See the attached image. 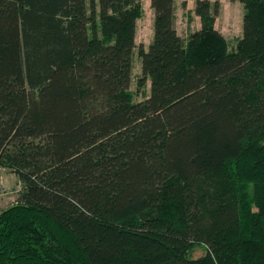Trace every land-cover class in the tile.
Segmentation results:
<instances>
[{"label":"trees","instance_id":"1","mask_svg":"<svg viewBox=\"0 0 264 264\" xmlns=\"http://www.w3.org/2000/svg\"><path fill=\"white\" fill-rule=\"evenodd\" d=\"M143 1L0 0V264H264V0L231 50L217 0L137 44Z\"/></svg>","mask_w":264,"mask_h":264},{"label":"rangeland","instance_id":"2","mask_svg":"<svg viewBox=\"0 0 264 264\" xmlns=\"http://www.w3.org/2000/svg\"><path fill=\"white\" fill-rule=\"evenodd\" d=\"M185 1V6L182 4V1H179L177 5H175L174 25L180 36L184 40H187L188 34L201 26V19L193 11V8H195V1ZM214 1L216 0H211L212 3ZM217 1L219 4V11L216 16V26L225 35L229 49H235L237 41L242 35V21L245 11L244 5L239 0ZM144 8L145 14L137 23L136 42L137 44H143L145 48H147L153 39V10L146 1ZM141 72V57L138 55L137 49H135L130 89L136 101L143 100L149 94L150 89L149 80H147L143 87L138 86L137 81L141 76ZM1 182L4 183L5 189L0 195V211L16 201L21 190L19 186H23L17 179V176L6 168H0V183ZM205 252V247L198 245L192 249L190 255L196 258L204 255Z\"/></svg>","mask_w":264,"mask_h":264},{"label":"built area","instance_id":"3","mask_svg":"<svg viewBox=\"0 0 264 264\" xmlns=\"http://www.w3.org/2000/svg\"><path fill=\"white\" fill-rule=\"evenodd\" d=\"M0 168H2L1 166H0ZM5 189V186H4V183H0V195H1V192L3 191ZM19 189H21V186H19ZM4 193V192H3ZM2 193V194H3Z\"/></svg>","mask_w":264,"mask_h":264},{"label":"crops","instance_id":"4","mask_svg":"<svg viewBox=\"0 0 264 264\" xmlns=\"http://www.w3.org/2000/svg\"><path fill=\"white\" fill-rule=\"evenodd\" d=\"M145 1L148 2V3L150 4V0H144V1H143V4H145ZM179 1H182V0H176L175 5H177V3H178ZM182 2H183V1H182ZM150 7H151V5H150ZM144 9H145V8H144ZM151 9H152V8H151ZM152 10H153V9H152ZM193 10H194V8H193ZM153 15H154V13H153ZM138 21H139V20H138ZM216 27H217V26H216ZM198 28H200V27H198ZM198 28H197V29H198ZM193 31H194V30H193Z\"/></svg>","mask_w":264,"mask_h":264},{"label":"bare ground","instance_id":"5","mask_svg":"<svg viewBox=\"0 0 264 264\" xmlns=\"http://www.w3.org/2000/svg\"><path fill=\"white\" fill-rule=\"evenodd\" d=\"M23 188V186L21 187V189Z\"/></svg>","mask_w":264,"mask_h":264}]
</instances>
